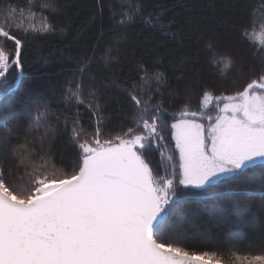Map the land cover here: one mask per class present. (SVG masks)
I'll return each instance as SVG.
<instances>
[{"label": "snow or ice", "instance_id": "6c2138e0", "mask_svg": "<svg viewBox=\"0 0 264 264\" xmlns=\"http://www.w3.org/2000/svg\"><path fill=\"white\" fill-rule=\"evenodd\" d=\"M55 7L54 0L40 3L45 22L26 29H14L10 10L0 11V264H221L218 251L204 250L219 243L213 229L233 217L264 227V74L231 95L205 91L199 109L185 105L178 113L163 99H144L136 78L127 87L113 81L126 94V110L121 124L105 131L99 95L84 98L88 58L65 82L70 86H61L59 99L53 88L24 89L27 33L54 32L44 13ZM132 21L126 15L120 23ZM138 71L147 83L143 64ZM164 75L149 79L162 82ZM210 106L216 114L205 116ZM53 138L66 140L74 156L52 164ZM153 152L160 163H153ZM237 194L253 199L242 209ZM221 197L226 203H217ZM205 202L211 203L199 206ZM197 220L208 225L198 233L206 242L200 248L187 244ZM232 255L239 264H264V249Z\"/></svg>", "mask_w": 264, "mask_h": 264}, {"label": "trees", "instance_id": "16d2710c", "mask_svg": "<svg viewBox=\"0 0 264 264\" xmlns=\"http://www.w3.org/2000/svg\"><path fill=\"white\" fill-rule=\"evenodd\" d=\"M42 2L44 0H0V11L10 10L8 23L14 29L17 24L22 29L33 24L39 28L45 22L39 8ZM54 2L55 10L46 11L44 15L53 23L55 31L35 36L27 33V43L21 52L24 89L53 88L59 99L61 86H70L65 82L72 79L78 64L88 58L83 76L84 98L89 99L90 91L99 95L107 117L105 131L118 127L119 117L126 110V94L117 89L113 81L124 82L123 86L127 87L136 78V84L142 85L144 99L149 95L152 103L163 99L170 112L178 113L185 105L192 111L199 109L205 91L213 96L231 95L264 74V0ZM126 15H132L133 21L121 25ZM173 19L179 23L168 28L166 25ZM4 23L5 17L0 15V24ZM15 34L25 35L24 32ZM5 46L13 48L11 42ZM106 56L114 59L105 62ZM141 64L148 72L147 83L139 79ZM158 72L165 74L162 82L149 79ZM84 111L82 108L81 112ZM215 114L212 106L204 112L205 116ZM88 120V116H84L82 123L86 131H91ZM48 150L46 145L45 151ZM50 150L52 164H58L61 157L67 161L75 154L74 148L63 138H53ZM152 160L158 164L161 157L153 152ZM234 199L243 209L253 198L237 194ZM227 200L221 197L217 203L224 204ZM237 219L233 217V223L225 228L213 229L219 243L212 249H204L218 251L221 264H239L233 253L256 255L264 249V227L254 229L237 223ZM207 228L202 220H197L196 226L189 230L187 244L200 248L206 242L198 233Z\"/></svg>", "mask_w": 264, "mask_h": 264}, {"label": "rangeland", "instance_id": "374dc122", "mask_svg": "<svg viewBox=\"0 0 264 264\" xmlns=\"http://www.w3.org/2000/svg\"><path fill=\"white\" fill-rule=\"evenodd\" d=\"M188 92V91H187Z\"/></svg>", "mask_w": 264, "mask_h": 264}]
</instances>
